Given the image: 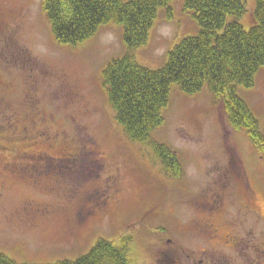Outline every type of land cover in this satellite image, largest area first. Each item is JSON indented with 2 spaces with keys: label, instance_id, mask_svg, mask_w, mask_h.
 Returning a JSON list of instances; mask_svg holds the SVG:
<instances>
[{
  "label": "rangeland",
  "instance_id": "1",
  "mask_svg": "<svg viewBox=\"0 0 264 264\" xmlns=\"http://www.w3.org/2000/svg\"><path fill=\"white\" fill-rule=\"evenodd\" d=\"M243 5L238 22L248 31L254 0ZM169 8L172 17L159 8L147 43L133 52L150 70L199 30L184 0ZM122 33L110 22L84 43L60 44L42 0H0V253L18 264H55L77 260L100 239L115 246L125 239L130 264H165L164 247L183 264H210L200 251L220 248L219 259L224 252L241 258L238 250L196 239L188 227L197 202L225 185L227 209L245 215L237 232L264 241V220L241 206L251 191L239 180L247 178L264 209V151L245 130L231 128L206 86L186 95L173 85L164 123L152 134L182 168L179 178L166 174L150 148L125 137L102 84L107 64L126 53ZM237 94L264 135V67L254 87Z\"/></svg>",
  "mask_w": 264,
  "mask_h": 264
},
{
  "label": "trees",
  "instance_id": "2",
  "mask_svg": "<svg viewBox=\"0 0 264 264\" xmlns=\"http://www.w3.org/2000/svg\"><path fill=\"white\" fill-rule=\"evenodd\" d=\"M174 0H42V7L54 39L76 45L91 39L99 26L113 22L122 27L126 53L110 61L102 72V84L114 119L125 137L151 149L164 172L179 178L178 158L165 144L153 139L164 118L171 87L196 95L204 87L223 106L233 130H245L252 144L264 151V135L237 88L251 89L264 67V0H254L253 25L245 31L238 20L243 0H184L199 26L195 36L182 38L168 53L167 62L156 70L137 63L133 52L147 43L159 8ZM232 18L231 21H228ZM125 239L115 246L98 240L90 251L75 261L55 264H130ZM0 264H18L0 253Z\"/></svg>",
  "mask_w": 264,
  "mask_h": 264
},
{
  "label": "flooded vegetation",
  "instance_id": "3",
  "mask_svg": "<svg viewBox=\"0 0 264 264\" xmlns=\"http://www.w3.org/2000/svg\"><path fill=\"white\" fill-rule=\"evenodd\" d=\"M242 182V186L251 191L253 189L251 185L247 183V178L239 179ZM178 181H182L179 179ZM183 182V181H182ZM234 186V185H233ZM223 192L211 191L208 195L203 197L202 200L198 201L196 204L195 212L193 213L194 218L190 220V226L188 231L193 234L196 239L202 238L201 240L214 241L217 245H222L224 250L236 254L239 251L241 258H232V255H228L224 252L220 259L218 254L221 253L222 249H213L211 253H207V250H201L202 254L209 258H212V263L210 264H264V241L259 238V242H252L249 239L242 238L241 234L237 231L241 227L237 224V220L243 218L245 215L242 213L231 212L227 207L231 204L230 200L226 198L225 193H228V188L223 185ZM217 192V193H216ZM233 189V193H234ZM248 194L244 195L245 202L247 206L244 209L249 211L253 218L264 220L263 213L264 209L255 202V198ZM255 203L256 205H254ZM246 211V212H247ZM44 211L40 212V214ZM239 214V215H238ZM242 223V220L240 221ZM186 230V229H185ZM257 237V236H256ZM258 238V237H257ZM262 241V242H261ZM165 243L170 244L171 239L165 241ZM178 249V248H176ZM173 248L164 247L162 250V260L165 264H183L182 257L180 254L173 253ZM179 255V256H178ZM185 264H208L207 259H189Z\"/></svg>",
  "mask_w": 264,
  "mask_h": 264
}]
</instances>
